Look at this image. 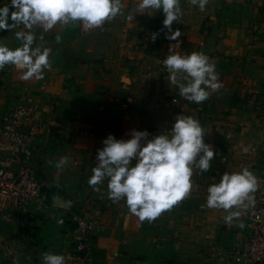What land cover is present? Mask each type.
I'll return each mask as SVG.
<instances>
[{"label":"crops","instance_id":"obj_1","mask_svg":"<svg viewBox=\"0 0 264 264\" xmlns=\"http://www.w3.org/2000/svg\"><path fill=\"white\" fill-rule=\"evenodd\" d=\"M133 1L122 0V13L100 28L85 31L79 22L58 23L48 32L34 28V44L42 34L51 49L43 79L23 80V70L12 65L0 70V126L18 96L32 95L51 127L39 130L34 145L47 205L27 227L16 223L17 244L8 254L0 248V264H42L45 252L62 253L66 264H245L229 252L245 237L244 212L226 224L224 210L207 207L206 196L222 173L244 167L264 185V0H208L203 11L180 0L182 14L172 25L181 32L179 47L166 38L162 10L137 11L126 21ZM18 30L23 26L0 30V41L18 46ZM170 45L181 53H206L222 87L200 104L182 97L163 62ZM181 113L199 120L215 155L208 171L194 172L192 191L178 204L140 222L123 200L108 198L106 180L99 191L88 184L109 133L127 139L132 129L147 130L151 138L169 131ZM64 155L69 163L57 168ZM74 211L97 221L81 252L69 219Z\"/></svg>","mask_w":264,"mask_h":264},{"label":"clouds","instance_id":"obj_2","mask_svg":"<svg viewBox=\"0 0 264 264\" xmlns=\"http://www.w3.org/2000/svg\"><path fill=\"white\" fill-rule=\"evenodd\" d=\"M203 11L208 0H191ZM9 4L14 10L10 11ZM136 9L153 14L164 13L165 34L179 47V29L172 30L174 21L182 14L180 0H138ZM122 0H9L0 4V30L17 29L15 37L21 43L16 47L0 41V70L6 65L22 69L21 79H43L50 67L51 49L43 43V35L37 40L34 28L43 32L79 22L83 30L102 27L106 21L122 13ZM151 10V11H148ZM158 33H153L155 40ZM56 42L62 39L60 33ZM169 73L170 85L179 88V94L197 104L205 101L211 92L222 87L215 63L203 51L181 53L172 45L163 59ZM127 82V77H122ZM203 126L192 115L177 114L169 131H160L149 138L147 130L132 129L129 138H117L109 133L103 139V147L97 150L96 163L91 169L88 184L99 191V185L107 181V195L113 202L124 201L128 211L140 222H151L163 211L171 209L187 197L193 186V174L210 169L215 155L213 148L204 140ZM243 151L247 152L245 147ZM64 155L56 161L57 168L69 163ZM258 177L248 167L225 171L217 182L207 187L206 206L222 209L223 220L232 224L242 213L256 203L255 192ZM243 227V224H240ZM42 264H66L62 253L45 252Z\"/></svg>","mask_w":264,"mask_h":264},{"label":"built area","instance_id":"obj_3","mask_svg":"<svg viewBox=\"0 0 264 264\" xmlns=\"http://www.w3.org/2000/svg\"><path fill=\"white\" fill-rule=\"evenodd\" d=\"M129 4L125 20L134 18L137 9ZM16 70H22L13 66ZM176 101V98H173ZM40 100L32 95H20L6 112L0 126V210L14 215L17 224L25 228L28 219L42 212L47 203L44 183L38 173L34 158V145L39 130L50 126L39 113ZM255 205L244 211L245 237L229 248L232 256L245 264H264V185L255 192ZM70 222L75 234L77 252L87 249L88 240L97 228V221L90 215L71 212Z\"/></svg>","mask_w":264,"mask_h":264},{"label":"rangeland","instance_id":"obj_4","mask_svg":"<svg viewBox=\"0 0 264 264\" xmlns=\"http://www.w3.org/2000/svg\"><path fill=\"white\" fill-rule=\"evenodd\" d=\"M14 215L8 210H0V248L4 254L13 251L18 241V227ZM2 251V250H1Z\"/></svg>","mask_w":264,"mask_h":264}]
</instances>
